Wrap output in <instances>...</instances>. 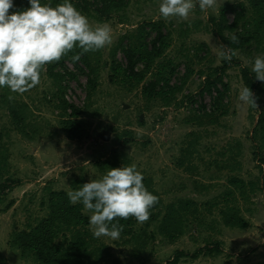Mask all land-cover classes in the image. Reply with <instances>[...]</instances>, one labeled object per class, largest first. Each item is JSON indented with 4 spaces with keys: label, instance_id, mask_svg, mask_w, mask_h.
I'll return each mask as SVG.
<instances>
[{
    "label": "rangeland",
    "instance_id": "1",
    "mask_svg": "<svg viewBox=\"0 0 264 264\" xmlns=\"http://www.w3.org/2000/svg\"><path fill=\"white\" fill-rule=\"evenodd\" d=\"M21 2L13 0L10 14L18 11ZM225 2L244 7L237 28L224 30L225 34L243 33L245 28L253 34L237 43L241 46L234 49L237 55L231 62L220 57L223 43L209 22L210 15L219 17ZM161 3L130 0L108 20L83 12L93 26L109 24L114 40L104 49L86 53L92 68H75L72 72L76 78L67 82L68 101L78 103L81 110L75 119L86 131L82 138L69 139L63 131V115L57 106L59 80L47 69L41 73L40 84L22 95L0 88V264H40L30 253H21L15 241L17 234L29 232L48 215L49 190L74 191L76 178L87 182L102 179L113 157L116 168L134 164L144 177L151 178L164 205L162 213L165 205L178 206L180 200L194 204L183 214V231L172 240L166 236L168 229L160 230L161 215L157 220H150V216L142 224L133 217V237L121 234L117 240L95 238L88 223V247L101 251L94 264H264V191L256 188L261 181L253 189L249 184L257 182L264 169L258 159L264 157V149H259L251 135L264 96L256 100L257 108L238 100L244 87L242 68L254 74L251 68L255 58L264 56V26L256 29L255 22L260 13L264 15V9L256 11L250 0H219L215 10L201 11L197 5L188 21L165 20L158 11ZM225 17L228 22L232 20L230 8L225 10ZM152 19L163 20L170 32L150 68L156 72L165 67L169 73L174 65L169 84L177 87L169 102L142 94L151 73L136 84L112 63L124 67L122 35ZM153 36L147 27L145 39L149 42ZM80 66L84 67L82 63ZM64 69L58 66L53 72ZM91 69L93 88L87 85ZM207 79L217 81L222 97L207 91ZM9 95L15 99L9 101ZM10 105L25 118L23 123L13 120ZM103 131L109 133L107 140L101 137ZM114 137L121 142L115 144ZM233 178L244 180V193L241 184L232 183ZM82 211L90 220L91 213L84 207ZM222 211H237L246 225H226ZM64 234L69 236L68 231H60L54 240L62 241ZM207 244L218 251L209 252ZM177 252L182 255L172 263Z\"/></svg>",
    "mask_w": 264,
    "mask_h": 264
},
{
    "label": "trees",
    "instance_id": "2",
    "mask_svg": "<svg viewBox=\"0 0 264 264\" xmlns=\"http://www.w3.org/2000/svg\"><path fill=\"white\" fill-rule=\"evenodd\" d=\"M129 1L130 0H70V2H72L79 11L82 13L85 12L89 15H94L98 20L110 19L113 14L116 15V13H119V11L126 8ZM250 1L252 2V5L256 11H261V9H264V0ZM42 2H44V0H41V3ZM63 2L64 0H51L49 4L51 6H56ZM28 4L29 0H22V2L17 6V10H26V6ZM227 8H230V10L233 12L232 20L229 22L225 17V10ZM243 16L244 7L240 4L230 2H225L223 4L219 11L218 18H215L213 15L209 16V22L215 25L212 28L214 33H216L224 45H228L232 49L240 47L241 45L239 44H242L241 42H244L246 39L249 40L253 36L251 32L247 31L245 26V31L243 33H248L247 37H243V33H238L235 31L233 33L238 37L240 41L239 44H233L228 39V37L233 34H225L224 30L232 32L235 28H237L239 21ZM118 17L121 18V16ZM257 18L259 19L255 21L256 29H259L260 27L264 26L263 13H260ZM147 27H149L150 31H153L154 33V36L149 42L145 39ZM169 33L170 32L165 29L164 21L161 19L147 20L137 24L135 28L125 32L121 37L122 44L120 45V48L125 59L124 67L116 61L112 62L115 70H122V73L126 79L132 80L136 84L143 82L146 75L151 73V77L144 83L142 87V94L147 98L156 97L162 99L165 102L170 101L177 87L176 85L169 84V75L173 72L174 65L171 64L169 73L164 71L165 67L159 68L156 72H150V68L154 62V59L160 56L164 46H166V40L170 35ZM253 33H255V31ZM114 52L115 49L113 50V53ZM76 53L77 50H74L67 56L63 57L59 62L49 64V66L46 68L49 74L55 75L57 80H59L61 89L59 88V102L57 106L63 115L61 120L62 129L69 139L82 138L86 133L80 122L75 119L76 116H78L81 112L80 108L70 103L65 97L67 87L66 82H68L70 79L76 78V74L74 73L76 72L75 68L83 70L87 67H91L86 53L79 61L73 62L72 56ZM67 61L73 63L74 69H69L66 66ZM80 63H82L84 67L80 66ZM139 64L141 65V68L137 67ZM58 66H62L65 69L63 72L57 71L54 73L53 68ZM92 75L93 73L91 69V72L87 78V85L89 88H93L95 85ZM242 78L244 86L249 87L254 92V96L257 98V101L261 95L264 96V82L261 81V83L257 84L258 81L256 79L255 73H250L249 70L244 67L242 68ZM215 81L216 80L213 81L211 79H207V91L211 92L212 90H215V93H217L219 97H222V92L218 90L215 84L217 81ZM223 85V88H228L227 84ZM165 88H167L168 91H165ZM23 106L26 107V104H23ZM9 109L11 115L13 116V120L16 123L24 122L25 118L19 114L18 110L14 108V105H10ZM251 135L253 139L259 144V149H264V102L261 105L259 115L256 120V125L252 129ZM127 141L129 140H124V142ZM113 142L115 144H119L121 141L119 137H114ZM258 159H260L261 163L264 165V157L261 155L258 156ZM116 165V157H113L110 168H116ZM261 171V178H259L257 182H249V184L252 186L251 189H253L254 186L258 184V181H261L260 186L258 185L256 188L258 189L260 187V189L264 191V169L261 168ZM151 181L152 180L149 177H144L143 179L146 189L153 195L159 197L158 193L151 185ZM231 181L232 183L241 184L240 187L244 193V186L246 184L244 180L233 178ZM85 183L88 182L84 178H76L72 182V187L74 190H79ZM46 199L49 210L48 215L42 218L39 223L29 232L21 231L16 236L15 241L18 245V248L21 250V253H30L40 264L96 263L98 260V256H96V254H99L101 251L98 249H90L88 247L89 240L87 234L89 232L87 225L89 223V216L82 211V202L71 204L69 202L67 192L64 190H49ZM191 204H194V202H190L189 200H180V202H178V206H175L173 203L167 204L165 205L164 212L162 213L161 208L164 205L162 204V200L159 197V202L152 209H150V216H152L150 220H157L158 216L161 215L159 220L160 230L162 232L163 229H168L166 231V236L172 240L183 231L180 224L183 220V214L189 210V206H191ZM154 210L157 211L153 212ZM222 212L223 220L226 225H236L239 227L246 225V222L241 218V216L238 215L237 211ZM119 223L124 226V230L121 234H131V237H133L134 218L130 217L127 220L119 219ZM60 231H68L69 236H65L64 234V239H62V241L60 240V242H56L54 239ZM210 246L211 245L207 244L205 249H207L209 252L218 251L216 246ZM197 254L198 252H196L194 255L196 256ZM181 255V252H177L172 259V263H176Z\"/></svg>",
    "mask_w": 264,
    "mask_h": 264
},
{
    "label": "clouds",
    "instance_id": "3",
    "mask_svg": "<svg viewBox=\"0 0 264 264\" xmlns=\"http://www.w3.org/2000/svg\"><path fill=\"white\" fill-rule=\"evenodd\" d=\"M30 7L10 14L13 0H0V88L7 87L12 93L24 94L41 82L46 66L59 62L75 49L73 62L85 53L96 52L113 44V30L107 24L93 26L70 0L55 7L42 4L41 0H29ZM219 0H162L159 15L165 20L178 18L188 21L191 12L199 6L201 11L215 10ZM228 39L238 43L233 34ZM220 57L231 62L237 53L228 45H221ZM251 71L256 79L264 82V56H257ZM13 101V95L8 96ZM252 90L244 86L238 100L257 108ZM143 175L131 166L110 168L99 180L83 184L79 190L68 191L71 204L82 202L90 212V226L95 238H120L124 226L119 219L135 217L144 223L150 218V209L159 197L149 192ZM119 218V219H118ZM115 221V222H114Z\"/></svg>",
    "mask_w": 264,
    "mask_h": 264
},
{
    "label": "built area",
    "instance_id": "4",
    "mask_svg": "<svg viewBox=\"0 0 264 264\" xmlns=\"http://www.w3.org/2000/svg\"><path fill=\"white\" fill-rule=\"evenodd\" d=\"M69 63H70L71 65H70ZM66 66H67L69 69H74V67H73L74 65H73V63L70 62V61H69V62H68V61L66 62ZM66 83H67V82H66ZM67 86H68V85H67ZM212 92L215 93V90H212ZM65 97H66V99L68 100V97H67L66 93H65ZM80 99H81V102H82L83 99H84L83 96H82ZM73 104H74L75 106H78V105H79L78 103H73Z\"/></svg>",
    "mask_w": 264,
    "mask_h": 264
},
{
    "label": "water",
    "instance_id": "5",
    "mask_svg": "<svg viewBox=\"0 0 264 264\" xmlns=\"http://www.w3.org/2000/svg\"><path fill=\"white\" fill-rule=\"evenodd\" d=\"M108 134H109V133H108L107 131H103V132L101 133V137L107 140V139L109 138Z\"/></svg>",
    "mask_w": 264,
    "mask_h": 264
}]
</instances>
